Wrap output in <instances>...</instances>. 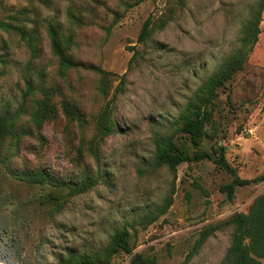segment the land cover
<instances>
[{
    "label": "rangeland",
    "instance_id": "obj_1",
    "mask_svg": "<svg viewBox=\"0 0 264 264\" xmlns=\"http://www.w3.org/2000/svg\"><path fill=\"white\" fill-rule=\"evenodd\" d=\"M259 5L260 0H0V21L23 26L31 36L26 45L0 29V112L8 109L18 126L32 132L19 143L13 138L0 144V260L58 264L72 252L93 255L132 225V253L119 252L110 264H132L135 254L155 256L158 264H220L232 240V228L224 223L248 212L264 193V182L236 189L229 201L220 192L232 181L228 172L198 159L181 164L175 178L167 167L154 165L155 142L174 136L191 156L222 153L243 179L264 175V9L257 42L242 43ZM148 19L152 32L140 43ZM51 28L78 65L61 68ZM238 53H246L245 62L218 88L207 137L195 148L176 130L180 116L201 85ZM28 79L35 97L26 98ZM35 99L50 106L38 129L29 116ZM108 105L115 133L95 148V156L97 120ZM11 169L96 182L72 196L68 189L28 184ZM166 207L147 228L139 223ZM217 225L222 227L187 261L201 232Z\"/></svg>",
    "mask_w": 264,
    "mask_h": 264
},
{
    "label": "trees",
    "instance_id": "obj_2",
    "mask_svg": "<svg viewBox=\"0 0 264 264\" xmlns=\"http://www.w3.org/2000/svg\"><path fill=\"white\" fill-rule=\"evenodd\" d=\"M264 9V0H260L257 17L245 25L244 37L242 43L244 47L255 44L260 33V16ZM15 19H12V21ZM0 29L8 32H13L18 35L26 45L31 44V36L25 27L15 25L7 21H0ZM151 20L148 19L141 31L139 42H145L151 35ZM49 34L52 40V48L54 53L58 56L61 68L68 69L76 64L72 59L67 57L63 52V46L59 43L57 32L51 28ZM247 55L246 53H238L233 56L221 67L216 70L200 87L198 92L192 98L186 108L181 114L177 132L187 135L195 148H198L202 140L207 137L206 126L213 119V105L217 98V90L225 82L230 80L232 76L241 70ZM28 94L27 97H35L33 91V83L30 79L27 80ZM32 110L29 113L30 125L38 129L50 116V106L48 101L35 99L33 100ZM0 112V144L7 139L16 138L18 143L25 137L31 135L32 132L24 126L17 125V118L11 114L8 109ZM67 113L71 115H78L77 110L72 111L69 106H66ZM23 112V109H22ZM115 122L112 118V110L108 105L100 114L97 120L96 137L93 142L96 143L91 147L93 154L96 156L95 148L102 144L108 136L115 133ZM156 151L154 157V165L157 168L167 167L173 176L177 177L178 167L184 163H193L198 159L212 161L219 168L224 169L232 176L231 183L224 184L220 187V192L227 195L229 201H233L236 189L245 188L251 185H257L264 182V175H259L253 179L241 178L235 168H233L225 159L224 155L220 153L219 158H215L209 152H203L198 156H191L184 152L175 142L174 136L161 137L155 142ZM11 174L31 185H51L58 189H68L70 195L78 196L85 194L90 190L96 181L86 180L81 183H73L61 180L51 175L47 170H12ZM204 192L207 191L200 187ZM170 206V204H168ZM167 206V207H168ZM166 208H162L157 214L149 212L141 220L140 224L147 228L149 225L156 222L160 216L165 214ZM61 209L58 206L57 211ZM223 225V224H222ZM222 225H217L208 228L201 232L200 238L196 241L192 252L188 255L187 261L191 260L196 255L201 245L207 240L211 234L219 230ZM224 225L232 228L231 244L220 262V264H262L264 260V193L257 197L249 207L246 213H235L231 218L224 223ZM132 226V225H128ZM125 226L120 232H117L110 240L109 245L103 250L91 254H79L72 252L58 264H110L112 258L119 252L132 253L129 244V227ZM1 263L7 264L6 261L0 260ZM158 258L155 256H145L143 254H135L132 258V264H158Z\"/></svg>",
    "mask_w": 264,
    "mask_h": 264
},
{
    "label": "built area",
    "instance_id": "obj_3",
    "mask_svg": "<svg viewBox=\"0 0 264 264\" xmlns=\"http://www.w3.org/2000/svg\"><path fill=\"white\" fill-rule=\"evenodd\" d=\"M4 264V263H3Z\"/></svg>",
    "mask_w": 264,
    "mask_h": 264
}]
</instances>
